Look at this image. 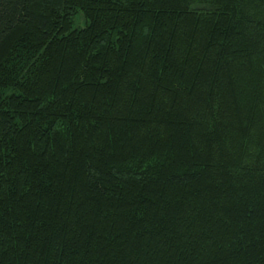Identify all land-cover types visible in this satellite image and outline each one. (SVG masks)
Listing matches in <instances>:
<instances>
[{"label":"trees","instance_id":"1","mask_svg":"<svg viewBox=\"0 0 264 264\" xmlns=\"http://www.w3.org/2000/svg\"><path fill=\"white\" fill-rule=\"evenodd\" d=\"M0 264H264V0H0Z\"/></svg>","mask_w":264,"mask_h":264},{"label":"rangeland","instance_id":"2","mask_svg":"<svg viewBox=\"0 0 264 264\" xmlns=\"http://www.w3.org/2000/svg\"><path fill=\"white\" fill-rule=\"evenodd\" d=\"M83 21H84V18H83V16L81 15V13H79V14L76 16L75 24L78 25V26H82V25H83Z\"/></svg>","mask_w":264,"mask_h":264}]
</instances>
